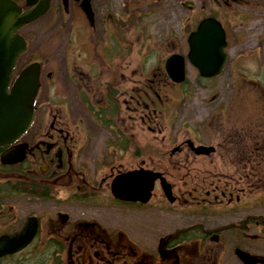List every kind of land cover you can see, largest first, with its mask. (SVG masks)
Instances as JSON below:
<instances>
[{"label": "flooded vegetation", "instance_id": "af4514ba", "mask_svg": "<svg viewBox=\"0 0 264 264\" xmlns=\"http://www.w3.org/2000/svg\"><path fill=\"white\" fill-rule=\"evenodd\" d=\"M10 1L21 10L16 20L47 9L17 31L27 49L10 74L12 87L27 66H41L32 124L0 147V238L27 229L33 237L0 264H245L238 249L255 256L236 239L261 217L239 212L264 189V0ZM38 23L56 30L44 56L27 31ZM167 23L172 31L147 33ZM199 30L213 54L207 71L225 56L212 77L190 58ZM172 57L182 63L180 82L167 69ZM129 174L134 181L117 186H135L141 200L115 195ZM150 175L157 180L144 201Z\"/></svg>", "mask_w": 264, "mask_h": 264}, {"label": "water", "instance_id": "95a60500", "mask_svg": "<svg viewBox=\"0 0 264 264\" xmlns=\"http://www.w3.org/2000/svg\"><path fill=\"white\" fill-rule=\"evenodd\" d=\"M20 11L12 1L0 0V146L15 141L29 128L33 119L34 102L40 87L39 67L34 64L22 72L11 91L8 92L11 70L15 61L26 49L24 39L19 35H14V32L45 14V9L42 8L22 16L19 20H15ZM204 28L205 23L201 29ZM200 31L202 30H199L196 34V40L191 37L192 51L190 58H192L194 63H198L197 65L203 76L211 77L219 73L221 66L225 62V56H222L217 70L208 72L206 61L213 57V54H210L211 50L208 48L209 40L206 41L204 39L205 35H201ZM212 43L213 45H217V41H212ZM179 58L183 60L181 57ZM177 60L172 57L168 62L167 69L172 79L180 82L184 79V73L182 63ZM196 152L197 154L206 153L207 149L199 147L196 149ZM148 180L150 187L147 191L150 192L152 184L157 180V177L150 175ZM133 181L134 179L131 178V175H126L123 179L118 180L114 186V191L118 193L117 196L130 201L139 199V196H135L133 193L135 186L131 188H119L117 186V184L131 183ZM163 186L167 190L165 185ZM119 191L121 192L119 193ZM29 237L30 231L27 230L25 236L13 244L14 248L11 251L0 252V256L19 251L28 243H23L22 240H27ZM1 243L2 240H0ZM237 253L246 264H257L260 262L259 259L252 258L239 250Z\"/></svg>", "mask_w": 264, "mask_h": 264}, {"label": "rangeland", "instance_id": "374dc122", "mask_svg": "<svg viewBox=\"0 0 264 264\" xmlns=\"http://www.w3.org/2000/svg\"><path fill=\"white\" fill-rule=\"evenodd\" d=\"M151 20V18H149ZM172 23L165 24L164 27L160 29H148V34L151 36V34H154L155 31L161 30L164 34L168 33L169 31H172L171 27ZM170 29H169V27ZM31 30V31H30ZM27 31L35 32L34 38L31 39L32 47L37 48L38 52L41 53V56L47 55L49 52V42L50 39L56 35V30L46 29L45 25L43 23L34 24L31 27L28 28ZM170 47V45H167L166 43L164 45H161V49L163 48L165 51ZM60 53H57L59 55ZM252 201V200H251ZM241 210V208H240ZM243 212L245 215L248 213H254L256 216H261L259 223L261 225L255 226L252 225L248 232L241 233L240 237L236 239V243L244 248L248 249L257 256H261L264 258V189L260 190V193L256 194V201L253 203L251 202L250 206H246ZM229 223L237 222L235 219L230 218L228 220ZM257 221H252V223H256ZM123 225V224H122ZM238 231L236 230L235 233Z\"/></svg>", "mask_w": 264, "mask_h": 264}]
</instances>
